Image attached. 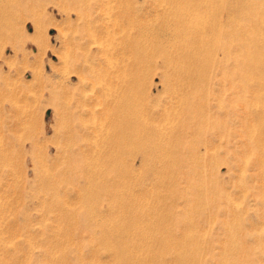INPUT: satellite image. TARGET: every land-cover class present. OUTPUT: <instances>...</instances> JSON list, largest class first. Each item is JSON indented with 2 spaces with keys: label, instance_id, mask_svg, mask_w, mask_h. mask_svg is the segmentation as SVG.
Masks as SVG:
<instances>
[{
  "label": "rangeland",
  "instance_id": "374dc122",
  "mask_svg": "<svg viewBox=\"0 0 264 264\" xmlns=\"http://www.w3.org/2000/svg\"><path fill=\"white\" fill-rule=\"evenodd\" d=\"M129 1L112 16L106 0H0V264H264V150L250 146L264 93L238 82L240 148L226 147L223 106L234 103L221 51L210 46L197 97L179 82L180 38H154L166 0ZM233 4L241 27L257 11L215 0L183 44ZM124 108L136 128L123 144Z\"/></svg>",
  "mask_w": 264,
  "mask_h": 264
},
{
  "label": "bare ground",
  "instance_id": "6f19581e",
  "mask_svg": "<svg viewBox=\"0 0 264 264\" xmlns=\"http://www.w3.org/2000/svg\"><path fill=\"white\" fill-rule=\"evenodd\" d=\"M144 1V0H143ZM159 1V0H158ZM157 1V2H158ZM164 1V0H163ZM107 4L106 5V10L109 11V13H112V16H117L119 14H123L126 13L128 11L131 10L132 6H131V2L129 0H106ZM153 2V1H152ZM160 2V1H159ZM105 3V2H104ZM103 3V4H104ZM138 3V2H137ZM148 4V2H147ZM153 4V3H152ZM215 4V0H166L165 2H163L162 4L158 5L157 7H154V14L155 16H153V18L156 19V21H160L162 23V26L165 25V23H169L168 20H170L166 15L168 13H170L171 11L173 12L174 10L178 13V15H180V18L175 21H173L172 24H168L166 26V28L161 29L158 28L162 27L159 25L160 22H158V26L157 29L160 31L159 34H157L156 29L154 31L155 32V37L156 39H160V38H165V37H175L173 39H177L180 38L178 40V43L181 45V47L179 48V50L181 51V60L179 61V63L177 64V67L180 68L182 71H178L179 75L181 77V79H179V82L185 81L190 82V84L192 83L193 85H191L190 87H194L195 88V92L194 93H199L197 95V97H201L204 99L205 95V90H208L205 86L204 83H202L200 86H198V83L200 81V79H204L207 76V72H206V66L208 64V59H207V53L210 54L211 52V48L210 46H217L218 49L221 51L222 54V58L225 62L224 65V71H223V76L226 82H229L230 87L228 89H226V92H230L231 93V97L230 99H233V105H224L223 108L226 110V117L227 118H231V121L229 123H227L226 126V138H225V143H226V147H228V145H231L232 143L234 144V148L239 151L240 148V141L238 139V127L240 125V108L238 103L240 102V90H239V84L241 80H248V79H252L255 83V87L252 89V93L253 94H259V93H264V0H254V6L257 7V11L256 12H251V14H247L244 17V22H246V24H244L242 27L239 25L238 22V18H239V13H240V9L238 8V4L234 5V6H230L231 8L229 9L230 11L227 13V17L226 19L223 21L224 22H214L211 23L210 25H205L202 24L200 28L197 29V32L193 37V40H191L190 42H185L183 44V42L187 39L189 34H183V32H188V29L190 28L191 24H195V22L197 21V19L199 18H206V16L208 15V13H212L213 12V5ZM141 5V4H140ZM150 2L148 4V6L150 7ZM154 5V4H153ZM152 5V7H153ZM157 5V4H156ZM249 5V4H248ZM147 7V5H145ZM155 6V5H154ZM255 7V8H256ZM105 8V7H104ZM148 8V7H147ZM141 11L142 8H140ZM145 9V8H144ZM151 8L148 9V11ZM103 9H101L102 11ZM153 9H151L152 11ZM107 11V13H108ZM147 11V9H146ZM147 11V12H148ZM225 11V10H224ZM105 12V11H103ZM138 12V11H136ZM135 12V13H136ZM140 12V11H139ZM145 13V12H144ZM142 13L141 15L143 16ZM149 13V12H148ZM152 13V12H151ZM150 13V14H151ZM243 13V12H241ZM146 14V13H145ZM110 15V14H108ZM130 15V14H128ZM121 16V15H120ZM123 16V15H122ZM133 16V15H132ZM141 16V17H142ZM146 17V15H144ZM143 16V17H144ZM150 16V15H148ZM152 16V15H151ZM150 16V17H151ZM109 17V16H108ZM142 17V18H143ZM224 17V16H223ZM122 18V17H121ZM120 18V19H121ZM133 18V17H132ZM149 18V17H148ZM203 18V19H204ZM242 18V17H241ZM119 19V18H118ZM127 19V17H126ZM138 19V18H137ZM154 19V20H155ZM122 20V19H121ZM129 20V19H127ZM133 20V19H132ZM140 20V19H139ZM153 20V19H152ZM111 21V19L109 20ZM114 21V20H113ZM123 21V20H122ZM138 21V20H137ZM144 21V18H143ZM156 21H154L153 26L156 25ZM200 21V20H199ZM106 22V21H105ZM131 22V21H130ZM152 22V21H151ZM150 22V24H151ZM213 22V21H212ZM115 23V26L118 24V20L115 19V21L113 22ZM123 23V22H122ZM120 21V24H122ZM125 23V21H124ZM138 25H140V27H142V20L140 22H137ZM109 25V23H107ZM112 24V23H110ZM130 24V23H129ZM128 24V25H129ZM145 23H143L144 25ZM164 24V25H163ZM193 24V25H194ZM114 25V24H113ZM121 26V25H120ZM127 25H125L126 27ZM146 26V25H145ZM233 26L235 27L234 30H232ZM240 26V27H239ZM114 27V26H112ZM118 27V26H117ZM132 27V26H131ZM138 26H136L137 29ZM152 27L151 25L148 27H142L145 29V31H149L148 29ZM116 28V27H115ZM122 28V27H121ZM150 28V30H153ZM229 28L231 30H229ZM123 29V28H122ZM141 29V28H140ZM108 30V27L107 29ZM138 30V29H137ZM143 30V29H142ZM196 30V29H195ZM140 31V30H139ZM192 32V31H191ZM138 33V32H137ZM149 32H146V34ZM140 34L142 35L141 31ZM143 34H145L143 32ZM152 34V33H151ZM126 35V34H125ZM140 35V36H141ZM191 35V33H190ZM139 36V37H140ZM152 36V35H150ZM142 37V36H141ZM149 36L146 35V38H148ZM153 37V36H152ZM151 37V38H152ZM130 38V37H129ZM150 38V37H149ZM171 39V38H170ZM151 40V39H150ZM157 41V40H156ZM171 41V40H170ZM183 41V42H182ZM175 43V42H174ZM176 44V43H175ZM146 45V44H145ZM138 47V46H137ZM153 47V46H152ZM118 48V47H117ZM192 48V51H189V49ZM125 52V48H123ZM178 50V51H179ZM217 50V51H219ZM216 51V52H217ZM173 53V52H172ZM127 54V53H126ZM176 54V53H175ZM219 54V53H218ZM173 55V54H172ZM129 56V55H128ZM219 56V55H218ZM221 56V55H220ZM217 57V55L215 56ZM219 60V59H218ZM122 62V61H121ZM223 62V61H222ZM172 63V61L170 62ZM220 63V61H219ZM174 66V65H173ZM209 66V64H208ZM207 66V68H208ZM146 67V66H145ZM128 69V68H127ZM170 72V71H169ZM175 75V74H174ZM177 76V75H176ZM175 78V77H174ZM179 77H177L178 79ZM178 82V80H177ZM204 84V85H203ZM101 88V87H100ZM124 88V87H123ZM131 90V89H130ZM126 91V90H125ZM194 91V90H193ZM242 91V90H241ZM251 91V90H250ZM129 92V91H128ZM250 93V92H249ZM188 94V93H187ZM264 95V94H263ZM104 96V95H103ZM107 96V95H105ZM182 96V95H181ZM187 96V95H186ZM194 96V95H193ZM192 97V99L190 98L191 102L194 103V101L197 100V98ZM253 96V95H252ZM109 97V96H108ZM107 97V98H108ZM196 97V96H195ZM127 100V99H126ZM125 100V101H126ZM200 100V99H198ZM229 101V100H228ZM136 102V101H135ZM197 102V101H196ZM200 101H198L197 104ZM109 105V102H107ZM125 103V102H124ZM189 103V102H188ZM112 104V103H111ZM192 104V103H191ZM202 102H201V106H202ZM113 105V104H112ZM112 105H110L109 107H112ZM128 105V104H127ZM204 105V104H203ZM107 106V105H106ZM121 106V105H120ZM118 106V107H120ZM122 106H124L122 104ZM189 106V105H188ZM196 106V105H195ZM205 106V105H204ZM193 108H195L192 105ZM196 107H199L198 105ZM108 108V107H107ZM117 108V107H116ZM187 108V107H186ZM256 108V107H255ZM109 109V108H108ZM196 109V108H195ZM194 109V111L192 110L189 111L191 113L197 112ZM206 109V108H205ZM114 110V108H113ZM126 108L120 110L119 112V117L118 120L116 119L115 121H117V123H115L116 125L119 124V128H120V134H121V139L120 141L124 144V142H126L129 133L134 130L136 127H134V125L132 126L131 121L128 119L127 115L128 112H126ZM198 110V109H197ZM119 111V110H118ZM175 111V110H174ZM204 111V110H203ZM109 112V111H108ZM112 112V111H111ZM242 112V111H241ZM186 113V112H185ZM70 114V112H69ZM188 114V113H187ZM68 115V113H67ZM107 115V114H106ZM105 115V116H106ZM186 115V114H185ZM189 115V114H188ZM193 116V114H190ZM197 114H194V117ZM205 115V114H204ZM252 115V114H251ZM72 116V114H71ZM110 116V115H109ZM173 117V116H171ZM187 117V116H186ZM191 117L190 118H194ZM205 117V116H204ZM207 117V116H206ZM205 117V119H206ZM250 117V116H249ZM107 118V117H106ZM115 118V117H114ZM183 118V117H182ZM198 118V117H196ZM195 118V119H196ZM233 118V120H232ZM70 119V118H69ZM189 119V118H188ZM188 119H184L186 121H188ZM194 119V121H195ZM201 119V117H200ZM253 119V120H252ZM252 122L253 124H264V119L261 115V111L260 113H256V116L253 117L252 116ZM111 120V119H110ZM193 120V119H192ZM199 120V118H198ZM207 120V119H206ZM205 120V121H206ZM69 121V120H68ZM109 121V120H108ZM114 121V119H113ZM182 121V120H181ZM190 121V120H189ZM193 124L196 123V121ZM202 121V120H200ZM198 121V123L200 122ZM104 122V121H103ZM173 122V121H172ZM192 121H190L191 124ZM175 123V122H174ZM248 123V122H247ZM184 125V124H182ZM189 125V124H187ZM186 125V126H187ZM196 125V124H195ZM200 124H198L199 126ZM107 126V125H106ZM230 126L233 127V130H235V136L231 139V130L232 128H230ZM253 126V125H252ZM111 127V126H110ZM181 127V126H180ZM184 129L185 125L183 126ZM182 127V128H183ZM191 127V125L189 126V128ZM195 127V126H192ZM197 127V126H196ZM195 127V128H196ZM104 128L105 125H104ZM178 128V127H177ZM173 129V128H171ZM199 129V127L197 128V130ZM203 129H205V127H203ZM178 130V129H177ZM192 130V129H191ZM195 130V129H194ZM194 133H196V131H194ZM114 131V130H113ZM162 131V130H161ZM186 131V130H183ZM110 132V131H109ZM112 132V131H111ZM144 132V131H143ZM151 132V131H150ZM160 132V131H159ZM192 132V134H193ZM202 132V130H201ZM114 133V132H113ZM112 133V134H113ZM156 133V132H155ZM188 132H185V134ZM190 133V132H189ZM111 134V133H110ZM142 134V133H141ZM152 134V133H150ZM203 134V133H202ZM136 135V134H135ZM140 135V134H139ZM145 135V134H144ZM149 135V134H148ZM164 135V134H163ZM191 135V134H189ZM188 135V136H189ZM262 135H264V130L260 135H255L257 136L256 140H252V138L250 139V146L251 148H257V147H261L259 146V144H263L262 145V149L264 150V137L262 139ZM150 136V135H149ZM160 136V135H159ZM168 136V135H167ZM115 137V136H113ZM153 138H154V134H153ZM157 137L155 136V139ZM187 138V137H186ZM115 139V138H114ZM135 139V137H134ZM154 139V141H155ZM161 139V138H160ZM159 139V140H160ZM164 139V138H163ZM160 140V141H164V140ZM180 139V137H179ZM116 141V140H115ZM138 141V140H137ZM150 141H153L152 139ZM153 141V143H154ZM232 141V143H231ZM118 142V141H117ZM139 142V141H138ZM168 142V141H167ZM243 142V141H242ZM249 142V141H248ZM159 143V142H158ZM166 143V142H165ZM118 144V143H117ZM169 144V143H168ZM173 144V143H172ZM248 144V143H247ZM116 145V143H115ZM119 145V144H118ZM149 146V143H148ZM151 146V145H150ZM157 146V145H156ZM159 144H158V148H159ZM163 146V145H162ZM246 146V145H245ZM250 146L248 147L250 149ZM156 148V147H155ZM163 148V147H160ZM147 149V148H146ZM160 150V149H159ZM165 150V149H163ZM172 150V149H171ZM174 150V149H173ZM154 151V150H153ZM252 151V150H251ZM160 152V151H159ZM165 152V151H164ZM178 152V150H177ZM146 153V152H145ZM172 153V152H171ZM238 153V152H237ZM151 154V153H150ZM167 154V153H166ZM230 153L228 152V155ZM169 155V154H168ZM257 155H258V151H257ZM176 156V155H175ZM260 156V155H259ZM256 156V157H259ZM262 159V158H261ZM261 162V161H260ZM261 165V164H260Z\"/></svg>",
  "mask_w": 264,
  "mask_h": 264
}]
</instances>
